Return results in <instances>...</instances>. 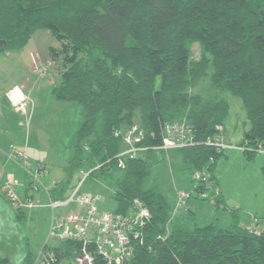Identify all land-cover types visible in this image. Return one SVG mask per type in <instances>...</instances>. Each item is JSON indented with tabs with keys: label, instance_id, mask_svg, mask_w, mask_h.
Masks as SVG:
<instances>
[{
	"label": "trees",
	"instance_id": "trees-1",
	"mask_svg": "<svg viewBox=\"0 0 264 264\" xmlns=\"http://www.w3.org/2000/svg\"><path fill=\"white\" fill-rule=\"evenodd\" d=\"M37 28L58 41L47 48L52 66L59 63L54 95L84 108L64 170L87 166L113 182L116 212H128L135 199L149 210L124 264H264V228H247L231 212L224 228L210 222L167 232L165 196L141 187L143 153L161 143L164 123L183 121L195 142L175 150L191 169L208 171L213 186L201 198L203 186L192 178L189 197L220 207L213 169L224 149L206 140L221 133L229 108L225 91L240 98L249 122L239 146L249 159L264 151V0H0V50L21 48ZM193 42L201 48L198 59L191 58ZM204 78L207 88L192 91ZM134 124L148 149L118 167L123 144L115 131ZM261 173L264 180V165ZM55 184L49 192L62 198L69 186ZM78 246L67 239L53 247L76 254ZM34 257L27 252L22 264ZM0 264L11 262L0 257Z\"/></svg>",
	"mask_w": 264,
	"mask_h": 264
},
{
	"label": "rangeland",
	"instance_id": "rangeland-1",
	"mask_svg": "<svg viewBox=\"0 0 264 264\" xmlns=\"http://www.w3.org/2000/svg\"><path fill=\"white\" fill-rule=\"evenodd\" d=\"M54 45H58V41L52 33L46 28H37L21 48L0 50V89L15 82L20 83L27 77L34 81L36 76L30 67L29 52L47 51L48 46ZM37 55L40 57L38 53ZM200 55V45L193 42L191 58L198 59ZM41 58L45 61L46 57ZM57 64L59 63L55 62L51 71L56 70ZM59 81L57 78L56 84ZM38 84L42 87L37 95L38 100L33 97L34 112L31 118L27 121L26 116L23 118L24 116L17 114L18 116L11 120L13 127H16L15 133L13 130L5 131L0 141L7 153L11 150L26 151L34 160L31 162L32 168L36 162L44 163L47 168L40 181H45L47 188L53 189L56 181H63L69 189L82 179L87 170H90L87 166L76 167L70 172H66L63 168L72 155L71 140L83 120L84 108L82 104L54 97L51 93V85H44L42 81ZM206 86L207 78L200 79L191 90L204 91ZM223 95L229 103L228 113L221 128V137L226 145L223 148L224 154L216 160L213 174L218 181L225 208L191 195L184 206L186 211L181 216L177 214L172 223L184 222L187 211H195L194 201H198L199 204L202 202L204 206H209L206 210L199 208L198 214L204 218L203 220L211 221L213 218L217 227L228 226L232 221L231 212H235L241 225L260 231L264 228V180L261 173L264 151L254 153L251 159L247 157V153L239 146L243 132L249 126L244 107L237 95L228 91ZM8 110L12 117L16 115L12 113V107H8ZM19 120L22 122L20 126ZM143 156L147 163V175L143 178L141 187L162 193L172 212L179 192L188 193L192 189L194 170L177 150L153 148L143 153ZM39 186L40 191L44 192L42 184ZM27 187L28 190H32L29 184ZM114 189L113 182H108L98 170L85 176L81 185L82 192L99 195L96 202L98 211L115 210L116 201L112 196ZM17 191L20 196L24 195L23 191ZM23 209L22 214L16 203L7 200L0 190V257H8L11 264H22L27 252L34 256L44 243L58 244L62 247L67 240L51 237L49 230L53 224V216L64 215L68 208L51 210L48 207H41L32 211ZM182 226L190 228L189 224Z\"/></svg>",
	"mask_w": 264,
	"mask_h": 264
},
{
	"label": "built area",
	"instance_id": "built-area-1",
	"mask_svg": "<svg viewBox=\"0 0 264 264\" xmlns=\"http://www.w3.org/2000/svg\"><path fill=\"white\" fill-rule=\"evenodd\" d=\"M30 60L31 70L39 75L48 73L52 67V62L48 58L42 61L35 52H30ZM4 97L13 109L29 116L30 99L20 85L14 84L6 89ZM218 128L221 129V126ZM115 135L121 138L123 144L122 149L116 155L118 167L124 166L125 158H133L148 149L147 145L141 143L144 131L137 124L126 130L115 131ZM206 141L219 148H224L226 145L221 133ZM194 142L191 130L185 122H166L162 126L161 143L152 148L168 151L191 145ZM13 155L28 175L29 187L32 190L20 196L16 190V186L21 184L19 179L16 177L3 178L0 172L1 193L17 206L42 205L43 203L34 195L39 190V184H42L40 178L47 166L39 161L32 168V163L24 150H14ZM91 171L92 169L87 170L82 179L69 188L62 198L51 196L49 189L42 184L47 195L44 205L51 210L68 208L64 215L53 216L49 235L57 240L68 239L78 242L80 246L77 247L76 254H57L54 249L55 244L44 243L35 254L33 264H124L132 257L131 241L140 235L139 228L150 216L149 210L142 202L135 199L133 206L126 213L98 211L96 202L99 195L81 191L85 176ZM192 178L203 186L197 195L201 198L208 197L209 191L213 188L209 172L195 169ZM189 196V193L180 191L175 208L185 209L184 206Z\"/></svg>",
	"mask_w": 264,
	"mask_h": 264
},
{
	"label": "crops",
	"instance_id": "crops-1",
	"mask_svg": "<svg viewBox=\"0 0 264 264\" xmlns=\"http://www.w3.org/2000/svg\"><path fill=\"white\" fill-rule=\"evenodd\" d=\"M32 52V51H30ZM30 52H29V60H30ZM37 52V51H36ZM40 57H46L45 60L48 58L47 56V51H39L37 52ZM42 59V58H41ZM31 61V60H30ZM42 61H44L42 59ZM31 64V62H30ZM31 67V66H30ZM53 67H50L48 73L44 74V75H39L35 72H33L36 76V79L34 81H31L30 78H26L25 80H23L22 82L18 83V82H15L13 84H10V85H7L6 87L4 88H1L0 89V139L3 135V133L5 131H9V130H13L14 133H15V129L16 127H13V122L11 120H14V118H16V116H18L17 114L21 115V116H24L23 118H25V115L22 114L21 112L19 111H16L13 109L12 107V113H15L16 115H14L12 117L11 113L9 112L8 110V107L11 108L10 104H8V101L5 99L4 97V91L6 89H8L9 87H11L12 85L14 84H19L23 90L27 93V95L29 96V99H30V103H29V116L27 117V121H29V119L31 118L33 112H34V102H33V97L35 99L38 100V97L37 95L40 93V90H41V87L42 85H39L38 82L39 81H42V83L45 85H51V93L54 95L53 93V87L58 85L60 83V81L56 84V81H57V78H59L60 80V75L59 73L54 70V71H51ZM57 72V73H56ZM37 81V82H36ZM36 83V84H35ZM55 83V84H53ZM55 97V95H54ZM57 98V97H56ZM63 101H71V100H63ZM74 102V101H73ZM77 103V102H76ZM8 106V107H7ZM11 110V109H10ZM4 112H6V116H4ZM9 112V113H8ZM13 118V119H12ZM22 125V122L21 120H19V126ZM15 138V136H14ZM13 147V146H12ZM11 147V148H12ZM27 148H29V146H26ZM13 149V148H12ZM14 151V150H13ZM13 151L11 150V152L7 153L5 148L3 147L2 145V142L0 141V172L2 174V177L3 178H9V177H17L19 180H21V184L17 185L16 188L17 190H19L20 192H27L28 191V187L27 185L30 183H27L28 182V175L26 174V172L20 167L19 163H18V160L14 157L13 155ZM26 152V151H25ZM29 157V156H28ZM30 161H34L32 158H30ZM32 159V160H31ZM48 179V178H47ZM42 184L46 187V182L43 181ZM218 186V185H217ZM49 189V188H48ZM50 190V189H49ZM68 190V189H67ZM39 193L35 194L34 197H36L37 199H39L43 204L42 205H37V206H26V205H21L18 207V210L19 212H21L22 214L24 213L23 212V208H25L26 210L29 209V210H34V209H39L41 207H47L45 204L46 200H47V195L45 193V191H40V189L38 190ZM217 192H219V195H218V198H221L222 201H223V197L221 195V191H220V188L219 186L217 187ZM38 195V196H36ZM211 203V202H209ZM213 204V203H211ZM224 204V201L222 204H219L220 207ZM175 205V204H174ZM194 206H195V211H190L188 210L187 211V214H186V220H184V222H177V224H174L172 223V221L175 219V217L177 216V214L179 216L183 215V212H185L186 210H182V209H176L174 208L173 206V209H172V212H170V218H169V221L167 223V232H169L171 230V228L177 226V227H186V226H182V225H185V224H189L190 228H192L194 225L198 224V225H203V224H207V223H210L212 222L214 225H216L214 223L215 220H213V218H211V221L210 219H207V220H203L204 218L202 216H200L197 212V210L200 208V209H203L205 208V210L207 208H209L208 205L204 206V204L201 202L199 204L198 201H194ZM22 208V209H21ZM49 208V207H48ZM32 213V212H31ZM198 217V218H197ZM230 217H232L230 215ZM233 220V218H232ZM200 221V222H198ZM232 222V221H231ZM172 223V224H171ZM227 227V226H226Z\"/></svg>",
	"mask_w": 264,
	"mask_h": 264
},
{
	"label": "water",
	"instance_id": "water-1",
	"mask_svg": "<svg viewBox=\"0 0 264 264\" xmlns=\"http://www.w3.org/2000/svg\"><path fill=\"white\" fill-rule=\"evenodd\" d=\"M4 43V41H0V44Z\"/></svg>",
	"mask_w": 264,
	"mask_h": 264
}]
</instances>
